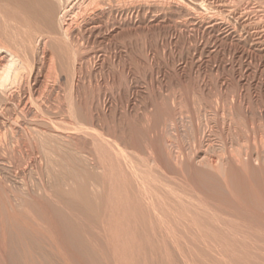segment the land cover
<instances>
[{"label": "bare ground", "instance_id": "6f19581e", "mask_svg": "<svg viewBox=\"0 0 264 264\" xmlns=\"http://www.w3.org/2000/svg\"><path fill=\"white\" fill-rule=\"evenodd\" d=\"M1 1H3L4 4H2L3 2L1 3ZM139 1L140 0H0V225L2 226V228L4 230L6 228H9V227L12 228V230H14L15 234H17L21 238H28L32 241H36V239H38L37 237L39 236V234H43V235L47 236L48 240L51 242L52 241H58L59 237L57 236V227H56L57 224L55 223V218H54L52 212H50V209L47 208V205H45V203L39 197L42 194H45L48 196V195H52V193L55 192L59 197H62L63 200L65 199L66 201H68L69 205L71 204L72 206H74L73 208L76 207L77 210H80V212L85 214V216L89 217V219L94 223V227L97 228V230L100 233L101 232L104 233L103 235H105V237L108 239L107 240L105 238L106 241L109 242V243L107 242L108 248L111 250V253L113 256L112 258H114L113 259L114 263L112 262L113 260L110 262V259L108 258L110 264H112V263L113 264H138L141 262V261L139 262V260H138L139 259L138 255L141 256L140 250L142 249V251H143L146 248L143 249L145 246L143 247V245L140 243L136 244V242H138L137 241L138 239L136 240L135 236L132 237V229H131L133 227L132 225H134L135 227L137 225L141 226V227L137 226V229L134 228V230H133V231H135L133 233L134 235L137 232L138 233L144 232L145 234L151 233L152 235L149 234L146 236L147 241L151 242V240L153 238L158 241V247L160 250L159 252H161V254L162 255L164 254V256H165V258H162L161 264H177V263H175V259H176L175 257L176 256H174V258H173V252L170 248L171 245L167 244L168 240L173 242L172 245L174 246V249H176L174 251H178V253L181 256V260H183L184 264H215V262L214 263L212 262L213 259L216 260V263L218 262L217 264H264V251L260 252L255 259H252L253 257L249 258L250 255H249V251H248V247H247L249 242H248V244L246 242V244H244V245H243V243H241L243 246L239 247V245H241V244H239V245H234V244L236 243L235 240H237L236 244L239 243L238 240H240V237H238V235H237V237H236V235L233 236V234H234L233 231H230L233 233V234H230L232 236H230V235L224 236L225 235L224 233L226 232V230L225 231L223 230L224 227L222 225H221V227H222V229H221L220 224L222 222V224L227 225L226 223H223V221H227V220H223L221 217L222 214L221 215L218 214L219 208H220L221 212H224V210L222 211L223 208L221 209V207H219L218 204L226 205L227 207L231 208L230 212H232V210H234L233 212L235 214L241 215L242 220H243V224L245 222H246L245 223L246 225L248 223H257V224L263 225L262 227L264 228V218H263L264 214L263 213H262V215L260 214L263 217H261L260 215L258 216L259 213L264 211L263 210L264 209V142L262 143L263 145L261 144L263 147H261V146L257 145L258 143H260L259 141L257 144H254V143L251 144L250 140L248 141L249 138H247L249 145L247 146V148L244 147L246 149L244 154L241 150L240 151L241 154H239L240 158L238 156H236L238 158H236L235 156L234 157L232 156V158H230V161L228 162L229 166L227 167L228 168L227 169V177L229 179V182L232 180L231 181L232 186L236 187V188H231V191L236 189L235 193L238 192V194L240 195V196H238L236 194L237 198L232 197V195L231 196L228 195V197L234 198V199H232L234 201H235V198H236V200H238L240 198V199H242V201H245L246 203H248V206L244 205L246 203L241 204V202H239V204H238V201H235V203H234V202H232V200L230 201V203H228L227 201L225 202L224 200L219 198L222 201H224L226 204L222 203L220 201L219 202L216 201L218 204L213 203L212 205L217 204L219 207L218 208L216 206V208L218 210V211H216L215 209H212V207H210V205L208 206V204L203 201L205 199L207 200V198H205V197L202 200L204 202V204L201 201V204H199L200 206L194 205V203L187 201L186 199L182 198L181 196L177 195L178 197H175L176 196L175 191H177V189L175 190V189L169 188V185L168 184L166 185V182L163 183V181L161 180V179L164 180L163 175L167 176L168 173L169 174H171V173L172 174H178V173H176L177 171H175V170L179 165L182 166V164L185 162L184 161L185 159L183 160L182 163H178L179 165L177 164V162L176 163L174 162L173 158H171L172 155H170L172 153H170L165 148V145L163 144V141L165 139L163 140L160 137L161 135L159 136V134H160L159 130L160 129L158 127V123L155 122L154 119H153V123L155 122L154 126H153L154 129L152 128L150 130L151 131L156 130V131H158V133L155 131L154 134L150 135L152 133L150 131L151 132L149 134L150 136L147 138L146 146H144V147H146L145 148L146 153L144 151H141L142 148L140 147V145L138 143L139 138L137 139V137H139V135L137 134L136 129L132 126V124H131L132 128H129V131H128L129 137H124V135L122 137L121 134L120 135L118 134L119 136H121V137H119L117 135V133L119 132L117 130V129H119L117 125H116V130L118 132L115 135H112L114 133H113V131H110V132H112V134H111L112 136L119 138L116 140H119V143L122 146L116 145L117 146V149H116V148H114V145H113L114 143L112 144L113 147L110 144L111 145V150H110L111 152L109 151L110 148H108L106 145V143H108V141L105 143V141L102 140L105 138L100 137V133H99V132H102V131H99V128L102 124L100 122L101 119L103 120V117L108 116V115L106 116V110H107L106 108L107 107L105 108L103 105V108H101V104L100 103H99L100 105L97 104V102H98L97 98L99 99L100 96L98 94H96L97 91L95 90V88L97 89L99 84L95 83L96 85L95 84L93 85V83L91 84V82H90L91 80H89L90 85L86 87L85 84L87 81L85 82V79L82 77V75L80 73V71L83 67V64L86 61H88V59H89L88 57L92 56V54H97V51H95V49H94L95 45H93L94 43L98 42V41L96 42V40H99V42H100V40H103V41L108 40V39L113 40V38L115 40H118L119 42L117 41V44L119 43V45L117 46V48L118 49L120 48L121 50L119 49L120 52L118 53V51H117L116 54L114 52L113 54H115V55L112 54L114 56L113 62L115 60L117 61V58H118L119 62L120 61H125V62L128 61V63H129V58L132 59V51H133L132 50V25L135 24V21H138V20H135L134 18L136 17V15L137 16L141 15L142 20L143 19L146 20V15H147L146 11H148L147 7H150L151 9H152V7H153V9L155 8L154 10L156 12L164 10L165 13L175 14L176 16H178V18H180V19H178L177 17L174 16L177 19V21L175 20L176 23L173 24L176 26V28H177V26H180L182 28L184 27V29H185V26L189 25V26L194 27L198 31L202 32V35L207 34V36H210V38H212L214 43L215 42H217V43H219V42L223 43L224 42L225 43L226 40H230V43L232 42V44H233L232 45L233 48L235 47V45L236 46L242 45L241 47L243 48V50H240L241 52H239V54L241 56H244L245 59L246 58L249 60L253 59L252 58L253 54H255V57H256V54H258L259 56L262 54V57H263V54H264V0H254L257 4V11L261 12V14L263 13L260 16L258 14H256L259 16V19L257 21L254 20L255 22H253L251 24H250V22H249V24L246 23V25L243 24L245 26L241 25V27H239V25H237L238 23L237 24L235 23L236 21H234L233 17H231L230 15L224 14L223 11H220V9L218 10V8H215L214 6L212 7V5H207V3H206L207 7L210 10L207 7L206 8L209 11H211L209 14L208 12H206L207 9L204 7L205 3H203V1L201 2L200 0H199V2H201V3H199L196 0H193V1L192 0L191 1H188V0H163V3L161 4L162 7H159L160 6L159 3H158L159 6H158V4L156 5V3L154 5H151L152 4L151 2L153 0L151 2L148 0V2L151 3V4L148 3L150 5H146L147 3L146 4L141 3L142 0L140 2ZM248 1H250V0H248ZM145 2H146V0H145ZM160 2H161V0H160ZM208 2H210V1H208ZM202 3H203V5H202ZM238 4H236V5H238ZM236 5H235V7H236ZM217 7H218V5H217ZM221 7H223V6H221ZM81 8H82V11L84 8V12L86 13V16H84V18L81 17V19L83 21L79 22L77 15L81 11H77V10H81ZM225 9H227V8H225ZM236 9H237V7H236ZM251 9H252V6H251ZM228 11H229V9H228ZM251 11H253V10H251ZM84 12H82V13L84 14ZM79 15H82V14L80 13ZM160 16H161V14H160ZM160 16L158 14L153 15L154 22L156 21V23H158L159 21H161L162 18ZM238 18H241V17H238ZM236 20H238V19H236ZM2 24L5 25V28L1 27ZM251 27L253 28V31H252ZM173 28H175V27H173ZM182 28H180V29H182ZM177 29H175V30H177ZM180 29H178V30L182 31ZM186 31H187V29H186ZM196 32H195V34H196ZM206 38H209V37H206ZM206 38L204 37V39H206ZM213 41H212V43H213ZM209 42H208V44L210 46ZM228 43L226 41L225 44H228ZM208 44H207V46H208ZM219 44H221V43H219ZM219 44L215 43V45H212V46H214V50L218 49ZM205 46H203V48ZM114 47H116V46L114 45ZM219 47H221V46H219ZM231 47H230V50H231ZM99 48H101V47H99ZM223 48L226 49V47H223ZM227 48H228V46H227ZM212 49L209 50L208 52L212 51ZM220 49H222V48H220ZM220 49H218V50H220ZM206 50H207V48H206ZM236 50H234L233 52L236 53ZM105 52H106V50H105ZM200 52H202V51H200ZM216 52L219 53L217 50H216ZM225 52H226V50H225ZM104 55L105 56H102V55L99 56V57H101V56L103 57L101 59L103 63L105 62L108 54L107 55L104 54ZM234 56L236 57L235 54H234ZM239 57L240 56H238V58ZM244 57H243V59H244ZM5 58L7 59V62H6ZM257 59H258V57H257ZM92 60L94 61V59H92ZM93 65H94V63H93ZM47 66H50L49 69L57 68L56 70H58L60 68L59 71L61 70L62 72H64V74L62 73L64 75V77L63 78L60 77V72H59V77L64 79V80H68L69 84L64 80L63 81L60 79L59 80L62 81V83L65 82L69 85V87L67 89L68 91L67 90L64 91V89L66 88V85L61 87L60 85H62V84H59V82H56V84L58 83V85H56V84H50L49 85V83H48V85H43L41 73H43L42 71L44 69H46L45 67H47ZM55 66H57V67H55ZM113 66H115V65H113ZM92 67H94V66H92ZM246 67L248 68V66H246ZM139 68H140V66H139ZM247 68H246V70H248ZM56 70H54V71H56ZM123 70H125V69H123ZM65 72L67 73V76H65ZM25 73H27V76L25 75ZM45 73L49 74V72L47 73L46 71H45ZM57 73H58V71H56L54 75L57 76ZM46 74H44V75H46ZM107 74H110V73H107ZM21 75L22 76L24 75V77L26 76V78H27L26 84H28L30 86V84L33 83V84H31L32 86H30V90H27V91H29L28 93L25 90L27 88H29V86L27 87L26 85H24V86H26V89L23 90L24 92H22L19 89L23 86H21V87L15 86L14 87V85H16L15 83H17V82H18V84L20 83L18 80L22 81ZM49 76H50V74H49ZM52 76L48 77V75H47L48 78H51ZM56 76H54V77L56 78ZM217 77H218V75H217ZM43 79H44V77H43ZM56 79H55V81H58V79L57 80ZM53 80H49V81H53ZM104 80H105V78H104ZM55 81H53V82H55ZM214 81H215V79H214ZM92 82H93V80H92ZM23 83L22 84L20 83V84L23 85ZM44 83L47 84V81H44ZM88 87L92 89V90L89 89L90 91H93L92 92L93 95L91 94L93 96L91 100H89V96H91V95L90 94H89V96L86 95ZM62 88H64V89H62ZM189 89H190V87H189ZM183 90H184V88H183ZM66 91H67V93H65V96H64V92H66ZM105 92H104V94H105ZM187 93H188V90H187ZM189 93H191V92H189ZM203 93H205V91ZM229 93H231V92H229ZM104 94H102V95L104 96ZM206 94L207 93H205V95ZM183 95H184V93H183ZM202 95H204V94H202ZM61 96L62 97L64 96L65 98L68 99V101H67L64 98H62V99H64L63 101L68 102V104H69L68 105L69 108L67 110L69 113L67 112L68 114H63V115H67V116H61L62 115L61 112H62V110H64V109H62L60 112L61 117L59 116V114H57L59 116L58 117V116H56V113H55V115H54V113H52V110L50 112V109H52L51 106L53 105V104L51 105V102L53 100H55L56 98L59 99ZM240 96L241 95L239 94V98H240ZM111 97H113V94H112V96H110V98ZM206 97H208V96H206ZM101 98L104 99V97H101ZM110 98H109V100H110ZM107 99H106V101H107ZM172 99H173V97H172ZM179 99H180V101L182 100L181 98H179ZM186 99H188V97H186ZM208 99H209V97H208ZM156 101H155V105H157V107L154 105V107H156L155 108L156 111H154L152 109L155 112L154 114H156V116H158L159 118L161 116L164 117V115L166 116V113L168 112L169 108H168V110H167V108L164 109V107H166V105H163V109H162L160 106H158ZM239 101L241 102L243 100H239ZM65 102H61V103L66 104ZM105 102L103 100L102 103L105 104ZM205 102H207V100ZM207 103H209V102H207ZM214 103H217V102H214ZM55 104H58V103H55ZM93 104L96 105V108H95L96 110L93 109V106H94ZM187 104L190 105V103H187ZM237 104H238V102H237ZM59 105H61V104H59ZM109 105H110V102H109ZM57 106H55V107H57ZM185 106H187V105H185ZM206 106H207V104H206ZM241 106H242V104H241ZM65 107H67V106H65ZM154 107H152V108H154ZM167 107H170V106H167ZM238 107H239V105H238ZM240 107H239L238 111L235 109L238 113L237 114L235 113L237 116L235 118H232L233 121L236 120L235 122H237V123L239 122V124H240V122H242V123L244 122L245 124H251L250 120L253 119L252 111H251V113L249 111H246L245 108L247 106L244 108L245 110L243 109V107H241V108ZM207 108H208V106H207ZM223 109H224V107H223ZM225 109H226V107H225ZM232 109H234V108H232ZM54 110H55V108H54ZM54 110H53V112H54ZM59 110H60V107H59ZM110 111H111V109H110ZM148 111H149V109H148ZM48 112H49V114L52 113L53 115H51V114L48 115L47 114ZM55 112H57V111H55ZM57 113H59V112H57ZM151 114L152 113H150L149 116H151ZM233 116H235V115H233ZM192 118H193V115H192ZM102 122H104V121H102ZM105 122H107V121H105ZM149 123H150V120H149ZM197 123H199V122H197ZM237 123H236V125H237ZM150 124L152 125V123H150ZM151 125H150V127H151ZM241 126H240V128H241ZM112 127H113V125L110 128L112 129ZM136 127H137V125H136ZM156 127L159 130H157ZM147 128H149V127H147ZM113 129H114V127H113ZM200 129H199V131H200ZM109 130L110 129H108V131ZM96 132L99 134L98 136L95 135ZM24 133H27L29 135V139L26 140V139H24L25 137L22 138ZM83 133H85V134H83ZM88 133H89V135H90V133L91 134L93 133L92 134L93 137H91L93 139L92 140L88 139L89 142L87 141V139H84V136L88 135ZM123 133H125V131ZM252 134H253V132H252ZM125 135H126V133H125ZM235 135H237V134H235ZM245 135L248 136L249 134H245ZM112 136H110V137H112ZM85 138H86V136H85ZM260 138H261V136H260ZM113 139H111V140H113ZM234 140H235V138H234ZM236 142H237V140H236ZM109 143H108V146H109ZM117 143H115V144H117ZM176 143H178V141ZM241 144H239V145H241ZM39 146H41L43 149L42 148L40 149ZM120 147H123V148H120ZM88 148H89V150H88ZM127 148H130V149L133 148L136 151H138L140 154L145 153V155L147 157H144V158H142V160L137 161L134 157H131V155H129V153L126 152ZM34 149H36V151H38L39 153L42 152L43 154L41 156H43V157H44V154L47 153L46 155L47 156L49 155L48 158L51 157L52 158L51 160H54L55 158L53 159V157L57 156V158L55 160L56 161L58 160V161H57V164H56V162H55V164L58 165L59 168L57 167L55 169V172H50L49 168L48 169L44 168L45 169L44 173L45 172L46 173H45L43 179H38L37 182L35 181V183H32L31 180H28V178L26 177L28 168H27V170L23 169V168L20 170V168L17 167L16 165L19 164V162L20 163L23 162L24 160H22V159H23L24 155L26 157V154H29V151L34 150ZM84 149L87 150L88 152H91L94 149H96L97 151L99 150L100 157H97V156L95 157L94 155H92L93 153H90L91 157L89 155H88L89 156L88 157L85 155V153H83ZM40 150H41V152H40ZM42 150L46 153H44ZM96 150L94 151V154L97 153ZM88 152H87V154H88ZM195 152H196V150H195ZM31 153H33V152H31ZM39 153H37V154H39ZM99 153H97V154H99ZM107 153H109L108 156H107ZM37 154H35L36 158L38 157ZM179 154H181L183 156L182 153H178L177 156H179ZM46 155H45V157H46ZM188 155L189 154H187V156ZM141 156L139 155V157H141ZM25 157H24V159H25ZM136 157H138V156L136 155ZM180 157H178V158H180ZM36 158L34 159V157H33L34 160H36ZM39 158H41V157H39ZM30 159H32V158H30ZM33 159H32V162H33ZM28 160H29V157H28ZM37 160L40 161L41 159H37ZM47 160H45V161H47ZM140 161H142V162H140ZM150 161H151V163H154L155 170H157V171L153 170L154 167L149 164ZM177 161L180 162V159H178ZM236 161H239V162H237V164H236ZM240 161H241V163H240ZM25 162H27V161H25ZM25 162L23 164L21 163L22 165L19 164L20 167H24V164L26 165L28 163V162L27 163H25ZM29 162L31 163L30 160H29ZM34 163L36 165L35 161H34ZM52 163L53 162H51L50 166L54 164V163L53 164ZM90 163L95 166L96 170L98 168V170L96 171L93 168L90 169V167H89ZM41 164H43V163H41ZM238 164L239 165L242 164L244 166L243 167L244 169H240V167H237L236 165H238ZM184 165H185V163H184ZM13 166H16L17 169H19V171H17L16 173L14 172L15 174L12 173ZM31 166H33V164ZM45 166H46V164H45ZM106 166H108L109 169L106 168ZM181 166L179 169H181ZM186 167L187 166H185L186 171H189L191 174L194 167H190V165L188 166V167H190V169L193 168L192 170H188L189 168L187 169ZM30 168H32V167H30ZM110 168H112L111 171H110ZM100 169H101V171H100ZM107 169H108V171H107ZM46 170H48V171H46ZM182 170H184V169H181V172H183ZM31 171H32V169L29 170V172H31ZM199 172L194 169L193 174L195 173L196 180H198V179L202 180L203 179V178H200L201 174H199ZM201 173H203V172H201ZM205 174L206 173H203L202 177L208 176L207 175L208 173L206 175ZM182 175L185 176V174H182ZM209 176H210V174H209ZM106 177H108V178L106 179ZM174 177H176V176H174ZM176 178L178 180L180 177L178 176ZM176 178H174V179H176ZM182 178H180V179H182ZM186 178H187V176H186ZM192 178H194V177H192ZM210 178H212V177L210 176ZM205 179L207 180V179H209V177H205ZM166 180H164V181H166ZM181 181H180V184H181ZM183 181H185V180H183ZM198 182H200V180L196 182L197 185L201 184V183L198 184ZM205 183L207 184V182H205ZM107 184H108L107 189L109 190V192L107 194H105V192L107 191L106 190ZM193 184H195V179H193ZM213 184L214 183H212V185ZM209 185H210V183H209ZM193 186H196V185H193ZM193 186H192V188H193ZM205 186H207V185H205ZM214 186H210V187L211 188L213 187L212 189H214ZM229 186H230V184H229ZM197 188H198V186H197ZM199 188H200V186H199ZM217 188L221 191L223 190V189H221L222 188L221 185H220V187L217 186ZM217 188H216V191L218 190ZM225 189H227V188H225ZM193 190H194V188H193ZM205 190L206 189H204V191ZM207 191H210V190H207ZM212 191L210 192V193H212V194H210L211 196L214 195L213 194L214 191L213 192ZM228 191H230V190H228ZM177 193H178V191H177ZM222 193H225V192L223 191ZM171 194H173L174 196L172 195L173 196L172 197ZM227 194H225V195L227 196ZM210 195L208 197H210ZM217 196H218V194H217ZM226 196H225V198H228ZM44 197H45L44 198V200H45L46 196H44ZM50 197H52V196H50ZM191 198H192V196H191ZM225 198H223V199H225ZM51 199H54V198L52 197ZM193 199L194 198H192V200ZM195 199H197V198H195ZM215 199H217V198L215 197ZM219 199H217V200H219ZM212 201H211V203H212ZM207 202H209V201H207ZM236 202L238 205H234V204H236ZM249 202H250V204H249ZM251 202H252V204H251ZM196 203H198V202H196ZM48 205H49V203H48ZM55 205H56V203H55ZM249 205H252V206L250 207ZM201 206H203V207H201ZM61 208H63V207H61ZM228 209H227V211H228ZM255 209H257V210H255ZM200 210L202 213L200 212ZM257 211H259L258 214H256ZM225 213H226V211H225ZM189 216L191 218H188ZM219 217H221V220L219 219ZM226 217H225V219H226ZM241 217H239V218H241ZM203 218H205L206 220L205 219L203 220ZM228 218H230V213H229ZM218 219L220 221H218ZM242 220H241V222H242ZM229 221H231V219H228V222ZM237 221H235V222L237 223ZM185 222H187L188 224L189 223L192 224V228L194 227V231L199 229V231H197L196 233H198V234L202 233V237H201L202 239H206V236L209 238L211 235L215 236L217 231L223 232L224 235L221 233L219 235H223V236L218 237V235H217L216 239H217V243H218V241L221 242V243H219L220 246H218V247H219V249H221V251H222L221 253L225 254V255H221L217 249L218 247H215L217 249V251H216L217 254L219 253V256L221 255L219 257L215 253L216 249L214 248L215 250H213L212 249L213 246L210 248V245L215 244L214 240H213L214 241L213 244L212 243H206V244H200V245H195V244L191 245L192 243H190V244L188 243L189 245H187V243H186V245H183L185 243L183 241L187 240L188 238H190L191 240H195V239L197 240V238H195L190 233H189V235H191V236L188 237V235H187L188 238L186 236L183 237L184 233L182 234V237L181 236L179 237L176 235V234H178V232H180V234H181L185 228L191 226L190 224H189V226H185V224L188 225ZM216 222L220 223V224L218 223L220 228L213 226L216 224ZM239 222H240V219H239L238 223ZM211 223H214L210 226H213L216 231H213L214 229L212 230V229L208 228L207 225L211 224ZM231 223H229V224L231 225ZM235 224H233L234 225L233 227H234V229L237 228V230H238V227L242 228V226H243L242 224H241L242 226L240 224H236V226L239 225L238 227H236ZM193 225H195L196 227ZM204 225H206V227H204V228H208V231L212 230L213 234L211 233L210 236H208L209 234H208L207 229H205L207 232L204 231L205 233H203V230H204L203 226ZM259 226L257 225L258 228H259ZM227 227H229V226H227ZM250 227L251 226H249L248 228H250ZM255 227H256V225L253 226V229ZM95 228H94V230H95ZM244 228H245V226H244ZM91 229H92V226H91ZM225 229H227L226 233H228V228H225ZM229 229L231 230V227ZM189 230H191V229H189ZM221 230H223V231H221ZM1 231L4 232L3 230H1ZM250 231H251V229H250ZM241 232H243V230ZM257 232H259V231H257ZM206 233L208 235H206ZM252 233H254V232H252ZM5 234L3 233L2 236H4ZM235 234H236V232H235ZM245 236L248 237L247 234ZM102 237H104V236H102ZM142 237H141V240H143ZM96 238H97V236H96ZM138 238H140V237H138ZM209 238H207L208 240L207 239L206 240L209 241ZM211 238H212V236H211ZM250 238H251V236H250ZM144 239H145V237H144ZM146 239H145V241H146ZM190 239H189V241H191ZM246 239H248V238H246ZM206 240H204V241L206 242ZM231 241H232V243L229 244V242H231ZM233 241H235V243ZM243 242H245V240ZM5 243H6V240H5ZM154 243L153 242H152V244L149 243V245H150L149 248L150 249L152 248L151 250H153V249L155 250V248L157 247V245ZM260 243H262V242H260ZM53 244H56V242ZM217 245H214V246H217ZM258 245L260 246V244H258ZM146 246H147V244H146ZM252 246H254V245L252 244ZM100 247H101V245H100ZM5 248L7 249V247H5ZM58 248H59V250L63 256V260H65L66 264H83L84 263V261L82 263L81 260L79 261V260L75 259V257L69 253L70 251L69 252L67 251L68 248H66L62 245L58 246ZM3 249H4L3 240L0 238V264H5L4 258L2 256ZM6 249H4V250L7 251ZM195 249H197V251H203V253L196 252ZM258 250H260V249H258ZM94 251H95V249H94ZM145 251H143L144 254H145ZM35 252H37V251H35ZM187 254H189V258H191V259L187 258ZM109 255H110V253H109ZM174 255H177V254H174ZM206 256L210 257V259L212 258V260H209ZM144 262H145V264H147V261H145V259H144Z\"/></svg>", "mask_w": 264, "mask_h": 264}, {"label": "rangeland", "instance_id": "374dc122", "mask_svg": "<svg viewBox=\"0 0 264 264\" xmlns=\"http://www.w3.org/2000/svg\"><path fill=\"white\" fill-rule=\"evenodd\" d=\"M142 1H141V3H143V4L147 3L146 5H150L151 3H152L151 5H154L155 3L157 5L159 3L160 4V6L158 4L159 7H162L161 4L163 3V0H161V2H160V0H155V1L149 0L150 2L152 1L151 3L148 2V0H146V2H145V0H142ZM188 1H191V0H188ZM196 1L199 2V0H196ZM200 1L201 2L203 1V3H205V5L207 3V5H212V7L214 6L215 8H218V10L220 9V11H223L224 14L230 15L231 17L234 18V21H236L235 23L236 24L238 23L237 25H239V27H241V25L245 26L246 23L249 24V22H250V24H251V23L257 21L259 19V16L263 14V13L261 14V12L257 11V4L254 0H250V1H248V0H246V1L245 0H200ZM208 1H210V2H208ZM2 2L3 1H1V3ZM201 2H199V3H201ZM148 3H150V4H148ZM203 3H202V5H203ZM235 3L236 4L239 3V4L236 5ZM2 4H4V2ZM205 5H204V7L206 8L207 5L206 6ZM217 5H218V7H217ZM235 5H236L237 9H236ZM221 6H223V7H221ZM251 6H252V9H251ZM147 8H148V11H146V14H147L146 20L145 19L142 20L141 15H138V16L136 15V17L134 18L135 20H138V21H135V24L132 25V50L133 51H132V59L129 58V63H128V61H126V62L120 61L119 62L118 58H117V61L115 60L113 62V57H114L113 55H115L117 53V51L119 53L121 50L120 48H119L120 50L117 48V46L119 45V43L117 44L118 40H115L114 38H113V40L112 39H108V40H104V41L100 40V42H99V40H96V42L97 41L98 42L94 43L93 45H95L94 49H95V51H97V54H92V56L88 57L89 58L88 61H86L83 64V67H82L83 70L81 69L82 72L80 71L82 77L85 79V82L87 81L86 82L87 85L85 84V86L87 87L90 85L89 80H91L90 82H91V84L93 83V85L95 83L99 84L98 88L99 87L100 88L99 89L97 88L98 90L95 88V90L97 91L96 94H98L100 96V98L104 97V99H102V98L98 99L97 98V100H98L97 104L100 103L101 108H103V105L105 108L107 107L106 108L107 109L106 110V116L108 115L107 117H103V120L101 119V121H100L102 124L104 123L103 125L101 124V126L99 128V131L103 132V133L99 132L100 137L105 138V139H102L103 141H105V143L107 141H108V143L110 142L109 146H108V143H106L107 147L110 148L109 151L111 150V145L113 143H114L113 144L114 148L117 149L116 145H119V146H122V145L119 143V140H116L119 138L118 137L116 138L115 136H112V135H115L119 131L117 133V135L121 134L122 137H123V135H124V137H129L128 131H129V128H132L131 127V124H132V126L136 129L137 134L139 135V137H137V139L139 138L138 143H139L140 147L143 149V150L141 149V151L145 152L146 147H144V146H146L147 138L150 135L154 134V132L156 131V130L151 131L150 129H152V128L154 129V127H153L154 123L157 122L158 127L160 129L159 130L156 127L157 130H159V133H160L159 136L161 135L160 137L163 140L165 139L163 141V144L165 145V148L170 153H172L170 155H172L171 158H173L174 162L175 163L177 162V164L182 163L183 160L185 159L184 160L185 165H184V163L182 164V166L178 164L179 166L175 170V171H177L176 173H178L179 175L178 174H172V173L171 174L168 173L169 175L167 174V176L163 175L164 180L167 179L166 181L161 179L163 181V183L166 182V185L168 184L169 188H171V189H175V190L177 189L178 193H177V191H175L176 192L175 197L181 196L182 198L186 199L187 201L194 203V205L200 206L199 204H201V201L203 200V198L204 197L207 198V200L205 199L203 201L205 203H207L208 206L210 205V207H212V209H215L216 211L219 210L218 214H220V215L222 214L221 215L222 219L227 220V221L222 220L223 223H226L227 225L222 224V222H221V224L218 222L220 224V227L222 225L224 227L223 228L224 231L226 230V232H227V229H225V228H228V233L230 231H233V233H234L233 234L232 232H230L228 234L225 232L224 233L225 235H224L223 232L217 231L215 236L211 235L212 236V238H211L210 234L211 233L213 234V232H212L213 229H214L213 231H216L214 228L215 226L219 227L218 223L216 222L217 225L216 224L213 225L214 227L210 226L214 223L207 225L208 228L212 229L211 231H208V228H204V227H206V225H204L203 226V228H204L203 233H205L204 231H206L205 229H207L209 235L207 233H206V235L210 236V238L206 236V239L209 238V241H207L208 239L206 240V239L201 238L202 233L201 234L196 233L197 231H199V229L197 228L198 230L194 231V227L192 228V224L189 223L191 225L190 226L191 228L187 227L184 229L185 232L183 231L181 234H180V232H178V234H176V235L179 237L180 236L182 237L183 233H184L183 237H185V236L187 237V235H188V237H190L191 235H193L195 238H197V240L196 239L191 240L190 238L187 237L188 239L183 241V242H185L183 245H186V243H187V245H189L190 243H192L191 245H194V244L200 245V244H206V243H212L213 244V242L215 241L214 245L218 244L217 246L209 244L210 248L213 246L212 249L215 250L216 249L215 247L220 246L219 243H221L220 241H218V243H217V239H216L217 235L219 237V236H223V235L226 236V235L233 234V236L236 235V237H237V235H238V237H240V240H238V242H239L238 244H236L237 240H235L236 243H235V241H233L235 243V244L233 243L234 245H239L241 243H243V245H244V244H246V242H247V244L249 242V244L247 245L249 255H250L249 258L253 257L252 259H255L260 252L264 251V247H263L264 246V240H263L264 239V228L262 227L263 225H260L257 223H248L249 225L248 224L246 225L245 224L246 222L243 224V220H242L241 215L235 214L233 212L234 210H232V212H230L231 208L227 207L226 205H220L217 202L220 201L222 203H225L227 201L228 203H230V201L234 198H231V197L229 198L228 195L229 196L232 195V197H236V194H237L238 196H240L238 194V192L235 193L236 189L231 191V188H236V187L232 186V184H231L232 180L230 179L231 181L229 182V179L227 177V169H228L227 167L229 166L228 162L230 161V158H232V156L233 157L234 156L239 157L240 156L239 154H241V152H240L241 150L244 154V152L246 150L245 148H247V146L249 145L248 144L249 140H250L251 144H253V143L257 144L259 141L260 143H258L257 145L263 147L262 143L264 142V108H263L264 107V54H263V57H262V54L260 56L258 54H256V57H255V54H253V57H252L253 59H250L251 61L247 58L245 59L244 56H241L239 54V52H241L240 50H243V48L241 47L242 45L241 46L235 45V47L233 48V46H232L233 44H232V42L230 43V40H226L227 43L229 42L228 44H225L226 41H225V43L219 42L223 46L221 44L215 42L216 44H219V46H221V47H219L217 45L218 49L222 48V49H220L221 51L216 49L218 52L220 51L219 53H217L216 50H214V46H212V45H215L214 41L212 40V38H210V36H207V34H203L204 35L203 36L202 32L198 31L197 29H195L194 27L189 26V25L185 26V29H184V27L182 28L180 26H177L178 29L182 28L180 30H182L183 32L179 31L176 28V26L173 25L177 21V19L175 17L178 18V16H176L175 14L165 13L164 10L156 12L154 10L155 8L153 9V7H152V9L150 7H147ZM225 8H227V9H225ZM208 9H207V11L206 10L205 11L210 14L211 11H209L210 9L209 10ZM228 9H229V11H228ZM251 10H253V11H251ZM77 11H81L80 13L82 15H79L80 13L78 12L79 14L77 13L78 14L77 17H78L79 22H82L83 20L81 19V17L84 18V16H86V13L84 12V8H83V11H82V8H81V10H77ZM82 12H84L85 15ZM156 14H158L159 16L161 14L160 17L162 18L161 21H159V22L157 21L158 23H156V21L154 22V20H153L154 19L153 15H156ZM256 14H258L259 16ZM238 17H241L242 19L238 18ZM178 19H180V18H178ZM236 19H238V20H236ZM243 24H245V25H243ZM3 25L4 24H2L1 27L5 28V25L4 26ZM173 27H175V28H173ZM175 29H177V30H175ZM186 29H187V31H186ZM251 29L253 31L252 27H251ZM195 32H196V34H195ZM204 37L205 38L209 37V38H206L207 39L206 40V39H204ZM207 41L210 43V46H209ZM212 41L214 44L212 43ZM206 43L208 44V46ZM114 45L116 47H114ZM203 46H205L204 47L205 49L203 48ZM227 46L229 49L227 48ZM99 47H101V48H99ZM223 47H226V49ZM230 47H231V50H230ZM206 48H207V50H206ZM211 49H212V51L208 52ZM105 50H106V52H105ZM225 50H226V52H225ZM234 50H236V53L233 52ZM200 51H202L203 53ZM114 52H115V54H113ZM103 53L106 55L108 54L107 58L104 62L105 64L101 60L103 58L102 56H105ZM233 53L236 55V57L234 56ZM100 55H102V56L99 57ZM238 56H240L242 59L240 57L238 58ZM243 57H244V59H243ZM257 57H258V59H257ZM92 59H94V61ZM5 60L7 62L6 58H5ZM92 62L94 63V65ZM113 65H115V66H113ZM92 66H94V67H92ZM139 66H140V68H139ZM246 66H248V68ZM55 67H57V66H55ZM45 68L47 70L44 69L42 71L43 73H41L43 85H48V83H49V85L50 84H56V82H59V84H62V85H60L61 87L66 85V88L64 87L65 89L62 88V89H64V91L68 89V87H69L68 80L62 79L64 77V75H63L64 72H62L61 70L59 71V69H60L59 67H58L59 68L58 70H56L57 68L49 69L50 66H47ZM246 68L248 70H246ZM123 69H125V70H123ZM52 70L58 71V73H57L58 77H59V72H60V77H62V78H60V77L58 78L56 75H54L56 71L53 72ZM45 71L47 73L49 72L50 76H52V75L53 76L51 78H48L50 76H49V74H46ZM107 73H110V74H107ZM44 74H46V75H44ZM25 75L27 76V73H25ZM47 75H48V77H47ZM217 75H218V77H217ZM26 76L25 77H24V75L22 76V78H21L22 81L18 80L21 84L24 82L23 85H21L20 83L18 84V82L15 83L16 85H14V87L15 86H20V87L23 86L24 88L23 87L19 88L22 92H24L23 90L26 89V86L27 87L29 86L28 84H26L27 83ZM54 76H56L58 81H55L56 78ZM65 76H67L66 72H65ZM43 77H44V79L45 78L46 79L44 80ZM104 78L107 82L104 80ZM59 79L62 81L63 80L66 81L68 84L65 82H64L65 84L62 83V81H60ZM214 79H215V81H214ZM49 80H53L55 82L49 81ZM92 80H93V82H92ZM44 81H47V84H45L46 82L44 83ZM31 84H33V83H31ZM31 84H30V86H32ZM24 85H26V86H24ZM56 85H58V83ZM30 86L25 91L30 90ZM189 87H190V89H189ZM183 88H184V90H183ZM87 89H86L87 90L86 95L89 96V94L91 95L93 91H90L92 89L89 87ZM202 89L208 95L207 94L205 95V93H203L204 91ZM187 90H188V93H187ZM67 91L64 92V96H65V93H67ZM28 92L29 91H27V93ZM104 92H105V94H104ZM189 92H191V93H189ZM229 92H231V93H229ZM101 93L104 94V96ZM183 93H184V95H183ZM112 94H113V97L110 98V96H112ZM202 94H204V95H202ZM239 94L241 95L240 98H239ZM92 95L89 96V100L92 99V97H93ZM64 96L63 97L61 96L59 99L56 98L55 100H53L51 102V105L53 104L54 106L53 105H52L53 107L51 106L52 109H50V112L52 110V113H54V115L56 113V116H58L57 114H59V116H60L61 113H62L61 116H67V115H63V114L69 113L67 111L69 108L68 107L69 104H68V102L63 101L64 99L68 101V99L65 98ZM206 96H208L209 99ZM172 97H173V99H172ZM186 97H188V99H186ZM62 98H64V99H62ZM109 98H110V100H109ZM179 98H181L182 100L180 101ZM106 99H107V101H106ZM103 100H104V102L106 101L107 103L106 102H105V104L102 103ZM206 100L209 103L205 102ZM239 100H243V101H241L242 103ZM155 101L157 102L158 106H160L162 109H163V105H166V107H164V109L167 108V110H168V108H169L168 112L166 113V116L164 115V117L161 116L159 118L158 116H156V114H154L155 113L154 111H156L155 108L157 107V105H155ZM61 102H65L66 104L61 103ZM109 102H110V105H109ZM214 102H217V103H214ZM237 102H238V104H237ZM55 103H58V104H55ZM187 103H190V105ZM205 103L207 104L208 108H207ZM59 104H61V105H59ZM241 104H242V106H241ZM93 105H92L93 109L96 110L95 109L96 105L95 104H93ZM154 105L156 107H154ZM185 105H187V106H185ZM238 105H239V107L240 106L243 107V109L247 106L245 108L246 111H249L250 113L252 111L253 119L250 120L251 124H245L244 122L243 123L240 122V124H239V122L238 123L235 122L236 120L233 121L232 118H235L237 116L236 114L238 113L237 112L239 109ZM55 106H57L58 108ZM65 106H67V107H65ZM167 106H170V107H167ZM59 107H60V110H59ZM152 107H154V108H152ZM223 107H224V109H223ZM225 107H226V109H225ZM54 108H55V110H54ZM232 108H234V109H232ZM62 109H64V110H62ZM110 109H111V111H110ZM148 109H149V111H148ZM53 110H54V112H53ZM61 110H62V112H61ZM55 111H57L59 113H57ZM52 113H50V114L53 115ZM150 113H152L151 116H149ZM47 114L50 115L49 112ZM192 115H193V118H192ZM233 115H235V116H233ZM153 119L155 121L154 123H153ZM149 120H150V123H152V125L149 123ZM102 121H104V122H102ZM105 121H107V122H105ZM197 122H199L200 124ZM236 123H237V125H236ZM112 125L114 127V129L112 127L113 130L110 128ZM116 125L119 128V129H117L118 131L116 130ZM136 125H137V127H136ZM150 125H151V127H150ZM240 126H241V128H240ZM147 127H149V128H147ZM107 128L110 130L108 131ZM199 129H200V131H199ZM110 131H113L114 134H112V132H110ZM124 131H125L126 135H125V133H123ZM251 131L253 132V134ZM156 132L158 133V131H156ZM96 133H95V135L98 136L99 134L98 133L96 134ZM83 134H85V133H83ZM92 134L90 133V135H89V133H88V135H85L86 138L83 135L84 139H87V141L89 142L88 139H91V140L93 139V138H91V137H93ZM235 134H237V135H235ZM245 134H249L248 135L249 137ZM110 136H112L116 141ZM121 136H119V137H121ZM260 136H261V138H260ZM22 138L27 140V139H29V135L27 133H24ZM234 138H235V140H234ZM247 138H249L248 141H247ZM111 139H113L114 141ZM236 140H237V142H236ZM177 141H178V143H176ZM115 143H117V144H115ZM239 144H241L242 146ZM113 145H112V147H113ZM39 147H40V149L42 148L41 146H39ZM120 148H123V147H120ZM88 150H89V148H88ZM95 150L96 149L92 150L91 152H88L87 150L84 149L83 153H85L86 156H88V155L90 156V153H93L92 155H94L95 157L96 156L100 157L99 150L98 151L96 150V152L99 154H97V153L94 154ZM195 150H196V152H195ZM30 151L33 152L34 154L31 153ZM30 151H29V154H26V157L24 155L25 159L23 157L22 160H24V161L21 162L22 164L25 161H27L28 163L25 162L27 164L26 165L24 164V167H20V165H22L20 162H19L20 165L19 164L16 165L17 167L20 168V170L22 168L27 170V168H28L27 176H26L28 178V180H31L32 183H35V181L37 182L38 179H43V177L46 173V172L44 173V171H45L44 168H46V169L49 168L50 172H55V169L58 167V165H56L58 160L57 161L55 160L57 158V156L56 157L52 156L53 159L54 158L55 159L51 160L52 158L51 157L48 158L49 155L47 156L46 155L47 153L44 152L43 150L42 151L44 153H46V154H44V157L41 156L43 154L41 152V150H40L41 153L36 151V149L30 150ZM36 152L39 154H37ZM87 152H88V154H87ZM126 152L129 153V155H131V157H134L137 161L142 160V158H144V157H147L145 155L146 152L143 154H140L138 151H136L133 148L132 149L127 148ZM178 153H182L183 156L181 154H179V156H177ZM35 154H37V156H38L37 158L35 157L36 156ZM187 154H189V155L187 156ZM45 155H46V157H45ZM108 155H109V153H107V156ZM136 155L138 157H136ZM139 155L140 156L142 155V156L139 157ZM27 156L29 157V160L31 161V163L29 162ZM33 157H34V159L36 158V160H34ZM39 157H41V158H39ZM178 157H180V158H178ZM238 157H236V158H238ZM30 158L33 159V162H32V159H30ZM43 158L45 160H47V159L48 160L50 159V160L45 161ZM177 158L180 159V162L177 161L178 160ZM37 159H41V160L39 161ZM34 161L36 162L37 166L35 165ZM40 162L43 164H41ZM51 162H53L54 164L56 162V164L54 165L52 163L53 165L50 166ZM140 162H142V161H140ZM237 162H239V161H236V164H237ZM240 163H241V161H240ZM32 164H33V166H31ZM45 164H46V166H45ZM149 164L152 165L154 167L153 170H155L154 163H151V161H150ZM242 164L241 165L238 164L236 166L240 167V169H244L243 168L244 166ZM189 165H190V167H194V169L197 170L198 172L200 171L199 172V174H201L200 178H203L204 180L203 179L202 180L201 179L196 180L195 173L193 174L194 169L193 168L190 169V167H188ZM16 166H13V168H12L13 174H15L17 171H19V169H17ZM108 166H106V168H108ZM180 166H181V169H184V170H182L183 172H181V169H179ZM185 166H187L186 167L187 169L189 168L188 170L193 169L191 174L189 171H186ZM30 167H32V168H30ZM89 167H90V169L93 168L94 170H96L95 166L91 163H90ZM30 169H32L31 172H29ZM108 169H107V171H108ZM111 169L112 168H110V171H111ZM97 170H98V168H97ZM46 171H48V170H46ZM100 171H101V169H100ZM155 171H157V170H155ZM201 172L206 173V174L208 173L207 174L208 176L202 177L203 173H201ZM182 174H185V176ZM209 174L212 178H210ZM174 176H176V177L179 176L180 178H182V177L183 178L182 179L179 178L177 180V178ZM186 176H187V178H186ZM192 177H194V178H192ZM205 177H209V179L206 180ZM107 178L108 177H106V179ZM174 178H176V179H174ZM193 179H195V184H193ZM183 180H185V181H183ZM199 180H200V182H198V184L199 183H201V184L197 185L196 182ZM180 181H181V184H180ZM205 182H207V184ZM209 183H210V185H209ZM212 183H214V184L212 185ZM204 184L207 186H205ZM215 184L216 185L218 184L217 185L218 187H220V185H221L222 186L221 189H223V190L222 191L219 190ZM229 184L231 187L229 186ZM193 185H196V186H193ZM107 186H108V184L106 185L107 191L105 192V194H107L109 192V190L107 189L108 188ZM192 186H193L194 190H193ZM197 186H198V188H197ZM199 186H200V188H199ZM210 186H214V189H212L213 187L211 188ZM224 187L227 189H225ZM216 188L218 189L217 191H216ZM204 189H206V190L204 191ZM207 190H210V191H207ZM228 190H230V191H228ZM211 191L214 194L213 196L210 195V194H212V193H210ZM223 191L225 193H222ZM217 194H218V196H217ZM225 194H227V196ZM172 195L173 194H171V196ZM209 195H210V197H208ZM44 196H46V199H45L46 201L44 200V198H45ZM50 196H52L54 199H51L52 197H50ZM191 196H192V198H194L193 199L194 201L192 200ZM225 196L228 198H225ZM39 197L45 203V205H47V208L50 209V212H52V214L55 218V223L57 224L56 225L57 236L59 237V240L51 242L48 240L47 236H45L43 234H39V236L40 235L41 236L40 237L38 236L37 237L38 239H36V241H32L28 238L19 237L17 234H15V232H14V230H12V228L9 227V228H6L4 230L2 228V226L0 225V227L2 228V229L0 228V238L3 240L4 249H6L5 247H7V249H6L7 251H5L4 249L2 251V256L4 258L5 264H66L65 260H63L62 254L58 248V246H60V245L68 248L67 251L68 252L70 251L69 253L72 254L75 257V259H77L79 261L81 260L82 263L84 261L85 264H110V262L114 258H112L113 256H112L111 250L108 248V245H107L108 241H106L107 238L105 237V235H103L104 234L103 232L100 233L97 230V228L94 227V223L89 219V217L85 216V214L80 212V210H77L76 207L73 208L74 206H72L71 204L69 205L68 201H66L65 199L63 200V198L59 197L55 192H53L52 195L47 196L45 194H42ZM215 197L217 199L221 198L225 202L222 201L221 199L217 200V199H215ZM195 198H197V199H195ZM223 198H225V199H223ZM236 198H235V201H238V204H239V202H241V204L246 203L245 201H242V199L239 198L240 200L239 199L236 200ZM207 201H209L210 203L212 201V203L210 204ZM235 201L232 200V202H234V203H235ZM196 202H198V203H196ZM204 202H203V204H204ZM48 203L50 206L48 205ZM55 203H56V205H55ZM213 203H217L219 205V207H221V209L223 208L222 211L224 210V212H221V210L217 204L212 205ZM238 204L236 202V204H234V205H238ZM249 204H250V202H249ZM251 204H252V202H251ZM244 205L248 206V203H246ZM216 206L219 208L218 210H217ZM249 206L251 207L252 205H249ZM61 207H63V208H61ZM201 207H203V206H201ZM227 209H228V211H227ZM255 210H257V209H255ZM225 211H226V213H225ZM200 212H201V210H200ZM228 212L230 213V218H228V216H229ZM258 212L259 211H257L256 214H258ZM262 213L264 214V211L259 213L258 216L260 214L262 215ZM238 216L241 218H239ZM263 216H261V217H263ZM221 217H219L220 220H221ZM225 217H226V219H225ZM188 218H191V217L189 216ZM227 218L231 219V221L228 222ZM204 219L205 218H203V220ZM219 219H218V221H220ZM239 219H240V222L242 220L241 223L240 222L238 223ZM235 221H237V223ZM231 222L233 224H235V223L240 224V225L242 224L243 226L241 225L242 226V228H241V227H238L239 225L236 226V224H235V226L238 227V230H237V228L234 229V227H233L234 225ZM185 223H187V222H185ZM229 223H231L232 226ZM189 224L188 225L185 224V226H189ZM255 225H256V227L253 229V226H255ZM257 225L258 226L260 225L259 228L257 227ZM91 226H92V229H91ZM132 226H131L132 227L131 228L132 229V237L135 236L136 240L138 239L137 240L138 242H136V244L140 243L143 245V247L145 246L144 248L142 247L143 249L146 248L145 249L146 251L143 250V251H145V254L143 253L142 249L140 250L141 256L138 255V257H139L138 260H139V262L140 261L141 262L138 264H145L144 259H145V261H147V264H155V263L161 264L162 258H165V256H164V254L162 255L161 252H159L160 250L158 247V241L155 240L154 238L151 240V242L147 241L146 236L149 234L152 235L151 233L145 234L144 232H139V233L137 232L134 235L133 233L135 231H133V230H134V228L137 229V226H139V225H137L136 227L134 225H132ZM193 226H195V225H193ZM227 226H229V227H227ZM244 226H245V228H244ZM249 226H251L252 228L251 227L248 228ZM139 227H141V226H139ZM230 227H231V230L229 229ZM94 228H95V230H94ZM189 229H191V230H189ZM221 229H222V227H221ZM250 229H251V231H250ZM1 230H3L4 232H2ZM223 230H221V231H223ZM240 230L241 231L243 230V232H241ZM256 230L259 231L260 233L257 232ZM235 232H236V234H235ZM252 232H254V233H252ZM3 233L4 234L6 233V234L4 236H2ZM189 233L191 235H189ZM221 233L223 235H219ZM245 233L248 235V237L245 236L246 235ZM94 234L97 236V238ZM102 236H104V237H102ZM137 236L140 238H138ZM230 236H232V235H230ZM250 236H251V238H250ZM141 237L143 238V240H141ZM144 237H145L146 241H145ZM245 237L248 239H246ZM4 239L6 240V243H5ZM189 239L192 242L189 241ZM204 240H206V242ZM244 240H245V242H243ZM55 242H56V244H53ZM152 242L153 243L155 242L154 244H156L158 247V248L156 247L155 250L154 249L151 250L152 248L151 249L149 248V246H150L149 243L152 244ZM260 242H262V243H260ZM172 243L173 242L170 240L167 241V244L171 245L170 248L173 252V258H174V256H176L175 257L176 258L175 263H177V264L183 263L184 264L183 260H181V256L178 253V251H174L176 249H174V246L172 245ZM231 243H232V241L229 242V244H231ZM251 243L254 246H252ZM146 244H147V246H146ZM258 244H260V246ZM100 245H101V247H100ZM243 245L241 244V245H239V247L243 246ZM94 249H95V251H94ZM217 249L221 255H225V254L221 253L222 251H221V249H219V247ZM217 249L215 250L216 254H217V252H216ZM258 249H260V250H258ZM195 250H196V252L203 253V251H197V249H195ZM35 251H37V252H35ZM109 253H110V255H109ZM174 254H177V255H174ZM217 256H219V253L217 254ZM206 257L209 260H212V258L210 259V257H208V256H206ZM108 258L110 259V262H109ZM187 258L191 259V258H189V254H187ZM112 262L114 263V260ZM212 262L213 263L215 262V264L218 263V262L216 263L215 259H213Z\"/></svg>", "mask_w": 264, "mask_h": 264}]
</instances>
